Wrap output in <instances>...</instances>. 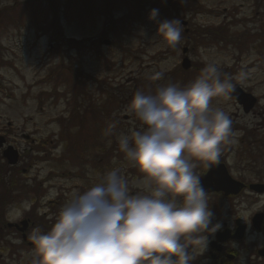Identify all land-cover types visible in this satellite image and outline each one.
I'll return each instance as SVG.
<instances>
[{"label": "rangeland", "instance_id": "1", "mask_svg": "<svg viewBox=\"0 0 264 264\" xmlns=\"http://www.w3.org/2000/svg\"><path fill=\"white\" fill-rule=\"evenodd\" d=\"M23 1L0 0V8ZM116 1L115 29L109 30L104 37L102 33L107 21L101 11L105 0H94L97 10L94 20L79 18L83 9L76 2L67 7L66 0H59V19L65 36L82 41L78 49L74 44L69 48L62 45L61 55L54 49L53 15L46 3L36 17L27 14L28 18H32L26 23L10 25L0 32V133L8 129L10 142L21 152L27 151L12 167L19 173L18 187H52L49 197L56 194L58 187H79L75 188L76 192H82V187H92L108 171L118 168L129 181L131 190V187L135 191L140 189L142 174L125 159L118 145L121 134L130 135L133 131L144 130L129 110L131 97L137 90L154 94L158 87L181 83L180 78L175 76L180 72H175L180 69L183 49H193L190 59L197 55L195 37L193 42L188 40L184 34L186 29L196 33L200 26L230 24L234 18L251 19L256 12L253 4L256 0H143L141 7L133 1L127 4ZM172 2L180 8L178 12L171 8ZM153 9L158 10L154 19L151 18ZM262 18L264 30V13ZM177 19L182 23V36L176 46L171 47L158 35V28L165 20ZM251 28L254 27L250 25L248 29ZM106 40L110 42L109 46L104 44ZM228 56L220 53L219 60L227 65ZM71 67L94 78L84 84L89 94L87 98L78 97L80 109L89 107L91 102L100 106L97 120L90 114L87 129L84 130L89 142L77 148L71 145L68 137L79 134L78 128H68L67 121L75 101L74 81L67 70ZM157 72H162L163 77L153 80L152 76ZM58 73H61V78H58ZM99 81L105 82L103 89L118 97L113 106L108 105V95L100 89ZM213 107L223 109L230 119L234 118L235 108L226 99L219 100ZM113 124L115 127H110ZM26 136L30 137L28 141ZM55 141L59 142V147L53 150ZM37 143H44L43 149L52 158L31 164L29 155L44 154L35 148ZM104 150L109 152L106 157ZM97 162L100 169L96 166ZM22 169L27 172L22 173ZM30 207V197L14 204L11 221L18 222ZM41 210L44 211V208ZM12 242L19 244L14 239ZM33 259V251H23L20 258H11L8 264H30Z\"/></svg>", "mask_w": 264, "mask_h": 264}, {"label": "clouds", "instance_id": "2", "mask_svg": "<svg viewBox=\"0 0 264 264\" xmlns=\"http://www.w3.org/2000/svg\"><path fill=\"white\" fill-rule=\"evenodd\" d=\"M157 15L153 9L151 18ZM182 31L180 20H165L158 35L175 47ZM235 88L211 62L185 87L137 90L129 110L144 130L121 134L118 145L142 174L140 190L131 193L120 169L108 171L65 203L49 231L32 230V264H193L194 252L207 246L206 233L217 230L209 229L213 213L196 162L210 168L222 146L235 142L229 115L211 106Z\"/></svg>", "mask_w": 264, "mask_h": 264}, {"label": "flooded vegetation", "instance_id": "3", "mask_svg": "<svg viewBox=\"0 0 264 264\" xmlns=\"http://www.w3.org/2000/svg\"><path fill=\"white\" fill-rule=\"evenodd\" d=\"M253 4L256 12L251 19L234 18L230 24L204 25L196 33L189 29L184 32L192 42L195 37L197 55L190 59L193 49H183L180 75L176 76L181 82L178 86L194 82L201 69L211 62L219 66L222 74L232 77L236 85L229 97L211 101L212 107L221 99L234 106L231 120L235 142L222 146L219 162L210 168L196 162L195 171L201 176L213 213L209 229L217 230L206 233L207 246L194 252L193 264H264V0ZM250 25L254 28L248 29ZM220 53L229 54L227 65L219 60ZM10 136L8 129L0 133V264L20 258L23 251H33L29 239L32 230L49 231L65 203L87 190L82 187V192H76L79 187H58L56 194L49 197L52 187H11L12 158L8 155L18 151L22 156L27 151L17 149ZM29 138L26 136V141ZM58 147L59 142L55 141L52 149ZM40 151L44 154L39 158L49 156L48 151ZM103 152L106 157L107 151ZM26 172L22 169V173ZM131 188L132 194L140 190ZM26 197L32 199V207L13 223L11 209Z\"/></svg>", "mask_w": 264, "mask_h": 264}, {"label": "trees", "instance_id": "4", "mask_svg": "<svg viewBox=\"0 0 264 264\" xmlns=\"http://www.w3.org/2000/svg\"><path fill=\"white\" fill-rule=\"evenodd\" d=\"M121 1H122V4H127L130 1H133L139 7H141L144 3L143 0H121ZM74 2H76L81 7V9H83V11L79 15V18L84 19L87 17V18H92V20H94L96 16L95 11H97L95 10L96 6H95L94 0H66L67 7L72 5ZM45 3L48 5V8L50 9L53 15V23H52L53 25L52 27H54L53 42L56 43L55 48H54L56 52L57 53L59 52V54L61 55L60 50L61 48L64 47L62 45H67V47L69 48L71 45L74 44L77 49L80 48L82 41L67 38L61 28L60 19H59V15H60L59 0H25L23 2H17L14 5H8V6L0 8V32L10 25H14V26L21 25V24L26 23V20H29L32 17H36L38 15L39 10L43 9L42 7ZM170 4H171L170 5L171 8L174 11L178 12L180 10V8L176 5L175 2H172ZM115 5H117L116 0H105V5L101 11L107 21V25L105 29L103 30L104 33H102V36L104 37L107 35V32L109 30L115 29L114 27V23L116 22V19H115L116 15L114 12ZM27 14H30V16L32 17L28 18ZM98 47L99 46H97V49ZM67 70H69L68 72L70 73V76L72 77L74 81L73 90L75 94L74 107L71 112L70 118L67 120L68 128L71 127V128L79 129V132H78L79 134L77 136L74 137L72 135H68V137H69L71 145L77 148L78 145L81 146V144L89 142L88 141L89 139L86 138L84 135V130L86 131L87 129L90 114L92 115V118L94 120H97V117L99 116V113H100V108H99L100 106H95L94 103L91 102L89 107H85L84 110L80 109L81 106L79 104L78 97L84 96L85 98H87L89 94L86 91L84 84L87 80H94V78L90 75L85 74L83 71L75 67L68 68ZM180 71L181 69L177 70L175 73H179ZM55 73L56 72L54 70V74ZM60 74L61 73H58V78H61ZM50 78H52V76ZM98 83H99L100 89L105 94L108 95V100H107L108 105L113 106L116 103V100L118 97L115 94H112L109 90L103 89L102 85L105 84V82L99 81ZM81 138H83L84 141L80 142L79 139ZM37 148L38 150L43 151L44 150L43 148L45 147L42 145L40 147L38 146ZM107 155H109V152L107 153ZM29 157L31 160L30 163L32 162L31 164H34L38 162L39 160H43V158H39V155L34 156V157L29 155ZM96 166L98 169L101 168V166H99V162H97ZM19 179H20L19 173L16 170L13 171L11 173V179H10L11 187H18L20 183Z\"/></svg>", "mask_w": 264, "mask_h": 264}, {"label": "water", "instance_id": "5", "mask_svg": "<svg viewBox=\"0 0 264 264\" xmlns=\"http://www.w3.org/2000/svg\"><path fill=\"white\" fill-rule=\"evenodd\" d=\"M107 44H109V42H106ZM1 146V145H0ZM8 156H11V160H10V164L11 165H16L17 163H18V160H19V154H18V152L16 151H14V153L13 152H11L10 151V153H9V155ZM10 159V158H9ZM241 187V186H240Z\"/></svg>", "mask_w": 264, "mask_h": 264}]
</instances>
